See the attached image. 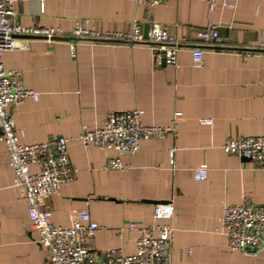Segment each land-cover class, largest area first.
<instances>
[{"label": "crops", "instance_id": "obj_1", "mask_svg": "<svg viewBox=\"0 0 264 264\" xmlns=\"http://www.w3.org/2000/svg\"><path fill=\"white\" fill-rule=\"evenodd\" d=\"M226 1L234 6L218 1L211 9L207 0H164L154 6L135 0L14 4L18 25L59 27L65 33L83 17L100 32L129 30L136 20L144 33L157 22L166 24L171 36L198 43L200 30L210 22L218 25V38L202 45L200 68L193 66L189 47L179 52V68L174 69L162 59L154 60L146 43L127 46L84 39L75 43L72 55L65 38L14 36L16 47L3 52L2 65L19 70L23 86L39 94L14 109L20 143L58 135L73 138L68 153L75 178L43 201L53 224L69 225L72 212L89 201L99 225L96 249L121 248L132 254L139 231L126 229L128 224H149L153 202L172 200L169 264H264V248L248 256L231 249L219 230L226 205L245 198L264 204V170L221 147L234 137L264 134V50L259 48L264 44V0ZM135 108L142 110L144 124L173 125V130L163 138L141 139L136 153L122 157L126 169L103 170L116 151L84 146L77 139L81 128L101 126L109 111ZM200 117H210L213 123L201 125ZM197 167L208 170L206 179H194ZM47 257L20 188L13 185L0 142V264H42Z\"/></svg>", "mask_w": 264, "mask_h": 264}, {"label": "built area", "instance_id": "obj_2", "mask_svg": "<svg viewBox=\"0 0 264 264\" xmlns=\"http://www.w3.org/2000/svg\"><path fill=\"white\" fill-rule=\"evenodd\" d=\"M18 1L23 0H0V142L6 149L13 185L20 188V198L25 201L32 227L38 232V243L48 250V257L42 264H169L174 236L171 219L175 208L172 200L154 203L149 224H128L126 229L139 231L136 251L132 254H126L121 248L103 252L96 249L94 236L99 225L92 219L89 201L85 202L84 207L72 212L69 225L51 222V210L44 207L43 201L58 192L63 183L75 178L76 168L68 153V143L73 138L58 135L39 143H20L13 118L14 109L27 98L37 100L39 94L23 86L19 70L4 69L1 56L5 50L16 47V34H24L65 38L70 44L72 55L75 43L84 39L127 46L146 43L150 46L154 60L162 59L174 69L179 68V52L189 47L193 66L200 68L202 45L211 44L218 38V25L210 22L200 30L197 34L198 43L186 37L171 36L168 26L157 22H152L144 33L136 20L129 30L100 32L90 18L83 17L75 20L71 32L65 33L59 27H23L15 23L14 4ZM135 1L154 6L164 0ZM218 1H222L224 6H234V3L226 0H207L211 9ZM259 48L264 50V44H260ZM198 123L211 125L213 120L200 117ZM173 127L144 124L139 108L109 111L101 126H83L77 139L84 146L115 150L117 155L107 159L102 169L124 170L128 166L123 163L122 157L136 153L141 139L163 138ZM221 147L225 153L251 161L264 170V134L234 137ZM169 156L173 164L174 148L169 151ZM32 166L36 167L35 171L31 170ZM192 171L196 181L207 177L206 168L197 167ZM221 222V228L218 229L226 234L231 249L255 257L264 248V204H254L245 198L241 203L226 205ZM123 230L121 228L117 232L119 237Z\"/></svg>", "mask_w": 264, "mask_h": 264}, {"label": "water", "instance_id": "obj_3", "mask_svg": "<svg viewBox=\"0 0 264 264\" xmlns=\"http://www.w3.org/2000/svg\"><path fill=\"white\" fill-rule=\"evenodd\" d=\"M0 132H1V130H0ZM153 203H156V202H153Z\"/></svg>", "mask_w": 264, "mask_h": 264}]
</instances>
